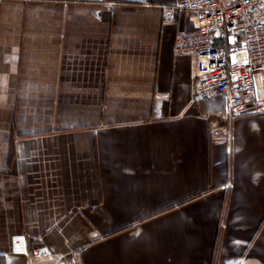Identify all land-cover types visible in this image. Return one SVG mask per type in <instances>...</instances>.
I'll use <instances>...</instances> for the list:
<instances>
[{"label":"crops","instance_id":"0c3cea01","mask_svg":"<svg viewBox=\"0 0 264 264\" xmlns=\"http://www.w3.org/2000/svg\"><path fill=\"white\" fill-rule=\"evenodd\" d=\"M175 2L0 0V264H264V114L194 100Z\"/></svg>","mask_w":264,"mask_h":264},{"label":"built area","instance_id":"2783aa9c","mask_svg":"<svg viewBox=\"0 0 264 264\" xmlns=\"http://www.w3.org/2000/svg\"><path fill=\"white\" fill-rule=\"evenodd\" d=\"M174 8L191 26L176 33L173 53L195 59L194 100L223 98L230 120L264 114V0H176ZM171 20L165 7L162 22ZM10 249L24 254V236L13 235Z\"/></svg>","mask_w":264,"mask_h":264}]
</instances>
